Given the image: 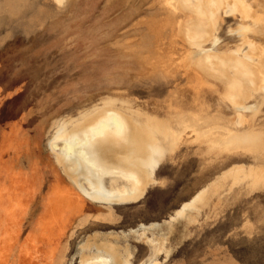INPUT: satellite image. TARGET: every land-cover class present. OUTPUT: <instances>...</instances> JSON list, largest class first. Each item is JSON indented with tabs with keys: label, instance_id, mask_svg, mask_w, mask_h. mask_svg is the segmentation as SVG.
<instances>
[{
	"label": "rangeland",
	"instance_id": "rangeland-1",
	"mask_svg": "<svg viewBox=\"0 0 264 264\" xmlns=\"http://www.w3.org/2000/svg\"><path fill=\"white\" fill-rule=\"evenodd\" d=\"M248 1L264 11V0ZM169 2L0 0V264H78L77 248L91 232L164 222L231 166L262 162L249 151L227 154L186 139L156 169L160 183L130 205L91 201L56 164L48 145L54 133L91 123L97 117L91 107L103 97L134 101L142 109L136 116L149 124L175 116L206 124L235 120L225 80L206 74L197 60V50L212 39L185 34L196 15ZM223 17L216 31L221 53L241 44L239 15ZM263 27L249 34L259 44ZM257 113L243 112L248 123L242 130L264 131V101ZM69 116L67 122L76 123L59 128ZM164 144L149 141L145 160H160ZM230 183L222 181L192 221L157 231L167 243L153 264H264V185L229 190ZM129 240L136 252L132 264H140L150 249Z\"/></svg>",
	"mask_w": 264,
	"mask_h": 264
},
{
	"label": "bare ground",
	"instance_id": "bare-ground-1",
	"mask_svg": "<svg viewBox=\"0 0 264 264\" xmlns=\"http://www.w3.org/2000/svg\"><path fill=\"white\" fill-rule=\"evenodd\" d=\"M169 1L175 9L182 7L196 15L195 20L183 28L185 34L190 31L194 37L212 39L210 47L202 46L197 50V60L206 67V74L225 80L228 89L226 97L238 111L235 120L226 123L217 119L216 124H206L208 121L175 116L161 119L164 122L149 124L136 116L142 109L135 108L134 101L103 97L91 107L97 116L91 123H81L77 129L62 135L54 133L56 138L48 145L56 164L78 191L91 201L130 205L134 200L140 202L146 196L148 186L160 183L155 176L156 169L166 155L176 150L179 143L186 139L208 142L227 154L249 151L262 162L231 166L199 189L164 222L141 223L128 232H91V237L77 248L78 264H132L134 251L130 236L138 242L144 241L150 249L148 257L140 264H152L162 255L167 242L165 233L158 234L157 231L162 230L163 225L172 229L179 221H192L193 212L207 206L222 181L231 180L229 190L243 183L254 190L264 185V131L250 127L242 130L248 123L243 112L258 114L264 101V43L259 44L249 36L250 33H259L264 26V11H256L254 3L248 0H206V5L202 3L203 0ZM227 13L239 15L240 22L235 31L241 38V44L235 50L221 53L218 48L221 38L216 31ZM247 19L252 20L250 26L245 23ZM257 98L260 101L248 103ZM85 110L80 113H90H84ZM70 117L65 118L59 128L64 124L76 123L67 122ZM222 123L228 124L230 128ZM157 127L160 128L159 132ZM158 139L166 142L164 145L167 150L159 153V157L162 156L160 160L152 156L146 161L151 153L148 152V142L155 143ZM121 145L130 147L124 152H117ZM135 156L143 157V160L133 159Z\"/></svg>",
	"mask_w": 264,
	"mask_h": 264
},
{
	"label": "crops",
	"instance_id": "crops-1",
	"mask_svg": "<svg viewBox=\"0 0 264 264\" xmlns=\"http://www.w3.org/2000/svg\"><path fill=\"white\" fill-rule=\"evenodd\" d=\"M166 243H167V242H166ZM135 253H136V252H134V257H135ZM162 254H163V253H162ZM133 259H134V258H133ZM132 261H133V260H132ZM152 264H153V263H152Z\"/></svg>",
	"mask_w": 264,
	"mask_h": 264
}]
</instances>
